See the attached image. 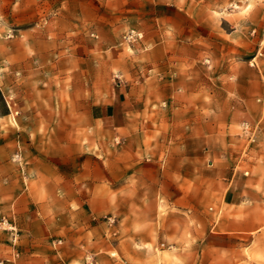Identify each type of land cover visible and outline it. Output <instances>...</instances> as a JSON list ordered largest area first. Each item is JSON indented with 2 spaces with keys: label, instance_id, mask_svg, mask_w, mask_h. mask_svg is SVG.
I'll return each mask as SVG.
<instances>
[{
  "label": "crops",
  "instance_id": "obj_1",
  "mask_svg": "<svg viewBox=\"0 0 264 264\" xmlns=\"http://www.w3.org/2000/svg\"><path fill=\"white\" fill-rule=\"evenodd\" d=\"M249 1L142 0V6L159 23L154 34L160 42L166 33L161 27L183 37L218 30L216 24L202 28L186 7L205 5L215 12ZM254 1L252 16L262 19L264 0ZM224 22L223 31L231 36L235 25ZM228 73L235 78L222 80L223 127L216 126L208 105L207 118L198 112L189 125L180 112L152 116L151 102L167 101L169 89L159 83V95L140 94L115 81L86 112L95 140L70 149L68 164L58 165L57 172L48 159L45 165L41 160V173L21 174L9 161L8 148L0 146V213L17 234L14 255L11 234L0 231V264H146L156 261L160 243L174 250L190 244L198 251L193 260L209 264L214 256L201 248L216 240L230 247L232 239L260 234L262 181L241 167L245 160L235 147L241 143L231 136V119L238 115L230 109V96L253 106L264 83L255 66H230ZM214 207L222 208L217 217Z\"/></svg>",
  "mask_w": 264,
  "mask_h": 264
},
{
  "label": "rangeland",
  "instance_id": "obj_2",
  "mask_svg": "<svg viewBox=\"0 0 264 264\" xmlns=\"http://www.w3.org/2000/svg\"><path fill=\"white\" fill-rule=\"evenodd\" d=\"M142 3L0 0V146L8 148L7 157L21 174L41 173L48 159L55 162L57 172L58 165L68 164L70 149L93 142L86 112L94 97L115 81L140 94L151 90L159 95V83L169 89L167 101L151 102L152 116L160 110L180 112L184 125H189L198 112L205 117L213 109L220 127L226 125L218 117L223 108L222 80L235 78L229 67L255 66L264 83V5L262 19L252 16L254 0L215 12L205 5L186 7L202 28L216 24L218 30L183 37L161 27L166 33L159 42L154 34L159 23ZM223 21L233 23L236 32L228 36ZM230 97V109L238 115L231 119V136L241 143L235 146L245 160L241 167L262 181L264 193V94L253 106L237 101L233 93ZM37 159L39 165L34 164ZM214 208L217 217L222 208ZM201 235L205 237V231ZM155 252L156 261L146 264H205L193 260L198 251L190 244L174 250L160 243ZM199 252L214 256L209 264H264V230L232 239L230 247L216 240Z\"/></svg>",
  "mask_w": 264,
  "mask_h": 264
},
{
  "label": "built area",
  "instance_id": "obj_3",
  "mask_svg": "<svg viewBox=\"0 0 264 264\" xmlns=\"http://www.w3.org/2000/svg\"><path fill=\"white\" fill-rule=\"evenodd\" d=\"M0 229L7 231L11 234V247L14 251V255L17 254V234H15L14 227L11 226L7 219H5L0 213Z\"/></svg>",
  "mask_w": 264,
  "mask_h": 264
},
{
  "label": "bare ground",
  "instance_id": "obj_4",
  "mask_svg": "<svg viewBox=\"0 0 264 264\" xmlns=\"http://www.w3.org/2000/svg\"><path fill=\"white\" fill-rule=\"evenodd\" d=\"M17 158H19V156H17Z\"/></svg>",
  "mask_w": 264,
  "mask_h": 264
}]
</instances>
